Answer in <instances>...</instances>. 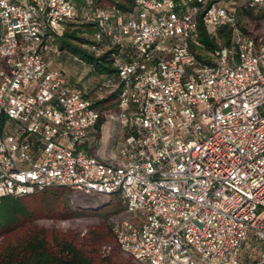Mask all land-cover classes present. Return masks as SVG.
Listing matches in <instances>:
<instances>
[{
  "label": "built area",
  "instance_id": "built-area-1",
  "mask_svg": "<svg viewBox=\"0 0 264 264\" xmlns=\"http://www.w3.org/2000/svg\"><path fill=\"white\" fill-rule=\"evenodd\" d=\"M249 8L264 0H0V198L118 193L141 220L111 227L139 264H247L249 237L264 264V37L245 30ZM80 20L116 67L98 93L119 90L106 158L94 99L50 56ZM201 23L231 42L199 57Z\"/></svg>",
  "mask_w": 264,
  "mask_h": 264
},
{
  "label": "rangeland",
  "instance_id": "rangeland-1",
  "mask_svg": "<svg viewBox=\"0 0 264 264\" xmlns=\"http://www.w3.org/2000/svg\"><path fill=\"white\" fill-rule=\"evenodd\" d=\"M245 17L247 21L244 22V25L249 29V32L254 36L261 33L260 36L264 37V18L253 20L249 15ZM81 22L86 21L80 20L76 23ZM219 35L221 36V34ZM222 42V39L216 40L217 46ZM205 51L209 54L212 50ZM50 54L51 59L56 63L63 62V57L71 62L63 64L66 72L70 79L75 77L73 83L80 84V87L88 92L90 98L97 100L102 96L105 97V92L98 95L102 90L100 86L103 75L94 70L91 65L76 59L77 53L66 49L59 53L51 50ZM76 77H78L77 80ZM116 99L109 98L107 104H100L103 106L104 121L98 129L99 145L95 154L99 157L104 152L109 154L115 142L123 136V130L119 131L117 126ZM119 196L118 193L109 195L100 192L85 193L66 186H53L45 192L24 196L23 203L27 206L28 211L26 214L20 215L13 227L0 228V251L10 243L24 241L30 233L38 229L43 231L52 247H55L56 239L71 240L82 247L95 262L139 264L132 255L125 252L116 243L110 230L111 221L115 217L141 220L135 211L125 207ZM252 241V237H249L247 249L243 252V260L247 264H255L261 250L259 246L255 247Z\"/></svg>",
  "mask_w": 264,
  "mask_h": 264
},
{
  "label": "trees",
  "instance_id": "trees-1",
  "mask_svg": "<svg viewBox=\"0 0 264 264\" xmlns=\"http://www.w3.org/2000/svg\"><path fill=\"white\" fill-rule=\"evenodd\" d=\"M97 5L110 6L115 5L117 8L129 10L133 8L135 0H94ZM250 19L260 20L264 18V10L255 13V10L249 8L246 10ZM245 30L249 29L245 26ZM94 31L93 22H71L67 25L65 33L60 37V49L72 50L78 54V58L82 59L84 63L91 65L94 70L102 74L116 72L114 61L112 58V49L97 54L94 50L86 46L92 42L91 36ZM222 43L229 44L231 42V29L223 26L220 29ZM200 40L203 42L204 47L201 49L203 53L199 57L206 54L205 50H213L217 44L216 39L209 35L203 23L200 24ZM261 33L255 35L258 38ZM205 51V52H204ZM203 54V55H202ZM72 81V80H71ZM81 86L80 84H75ZM119 90L108 93L105 97L94 100L93 105L98 108L100 118L96 124L97 129H100L104 121L103 111L100 104H107L109 98H117ZM85 95L89 97L88 92ZM106 107V105H105ZM5 117L1 115L0 126L2 127ZM47 187L40 192H45ZM67 187V186H66ZM71 188V187H70ZM73 189V188H72ZM39 193V192H37ZM31 195V194H30ZM23 196L6 195L0 198V228L9 229L18 221L20 215L27 213L28 208L23 203ZM110 230L119 245L116 234L114 233L111 225ZM120 246V245H119ZM0 264H108L107 262L93 261L85 250L68 239H56L55 247H52L41 230H34L22 242L15 244H8L0 251Z\"/></svg>",
  "mask_w": 264,
  "mask_h": 264
},
{
  "label": "crops",
  "instance_id": "crops-1",
  "mask_svg": "<svg viewBox=\"0 0 264 264\" xmlns=\"http://www.w3.org/2000/svg\"><path fill=\"white\" fill-rule=\"evenodd\" d=\"M65 56V55H64ZM69 62V60L66 58V57H63V62H54V60L52 59V65L53 66H56V67H63L64 69H65V66H63V64H65V63H68ZM69 63H71V62H69ZM66 70V69H65ZM78 79V77H76V80ZM72 82H75L74 80H75V77H72ZM84 83H85V81H84ZM109 154H107L106 152H104V154L102 153L101 155H100V157L101 158H106L107 156H108Z\"/></svg>",
  "mask_w": 264,
  "mask_h": 264
}]
</instances>
